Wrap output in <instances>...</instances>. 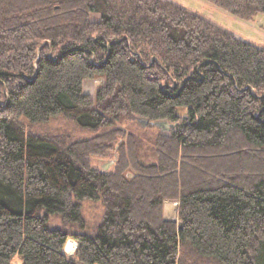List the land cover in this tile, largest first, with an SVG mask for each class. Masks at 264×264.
I'll list each match as a JSON object with an SVG mask.
<instances>
[{
    "label": "trees",
    "instance_id": "obj_1",
    "mask_svg": "<svg viewBox=\"0 0 264 264\" xmlns=\"http://www.w3.org/2000/svg\"><path fill=\"white\" fill-rule=\"evenodd\" d=\"M59 114L101 131H26ZM113 149L114 169L91 165ZM82 199L104 205L94 227ZM0 264H264V48L171 0H0Z\"/></svg>",
    "mask_w": 264,
    "mask_h": 264
},
{
    "label": "rangeland",
    "instance_id": "obj_2",
    "mask_svg": "<svg viewBox=\"0 0 264 264\" xmlns=\"http://www.w3.org/2000/svg\"><path fill=\"white\" fill-rule=\"evenodd\" d=\"M177 4H181L188 9L202 14L208 17L216 24L231 31L236 37L246 40L254 45L264 48V14L257 15L250 20L241 19L226 10L212 5L210 2L205 0H171ZM92 19H97V15L92 14ZM102 83L101 77H95L92 79L85 80L83 83V91L87 94L94 96L95 89ZM182 109H179V113H182ZM146 120L141 117H127L122 123L121 127L126 130H132L144 139H149L154 133V129L145 128L147 124ZM27 132H36L43 135H50L69 142L75 139L90 138L101 130H88L82 129L75 124V122L64 116L56 115L49 118L44 123H33L26 126ZM91 165L98 168L101 171L107 172L115 168V152L108 150L107 153L101 155L91 156ZM107 165V167H104ZM177 201L166 200L163 204V215L167 220L179 222L177 218ZM81 213L85 224L88 227H94L102 218L104 213V205L100 199H82ZM167 207V208H166ZM63 225L62 219L59 216L50 215L49 227ZM70 230H75V225H67ZM68 241H75V249L77 247V241L73 238H69ZM67 244L64 246L65 252L72 256L75 249L70 251L67 249ZM15 262H20L19 258H15Z\"/></svg>",
    "mask_w": 264,
    "mask_h": 264
},
{
    "label": "water",
    "instance_id": "obj_3",
    "mask_svg": "<svg viewBox=\"0 0 264 264\" xmlns=\"http://www.w3.org/2000/svg\"><path fill=\"white\" fill-rule=\"evenodd\" d=\"M145 122H147V121H145ZM151 123L156 125L157 127L161 128L162 130H169L170 128H173L175 126V124L169 123L168 121H165V120H157V121H154ZM104 167H107V165H105ZM178 227L179 228L182 227L181 221L178 222Z\"/></svg>",
    "mask_w": 264,
    "mask_h": 264
},
{
    "label": "bare ground",
    "instance_id": "obj_4",
    "mask_svg": "<svg viewBox=\"0 0 264 264\" xmlns=\"http://www.w3.org/2000/svg\"><path fill=\"white\" fill-rule=\"evenodd\" d=\"M75 245H76L75 241H68L67 249L70 250V251H72V250L75 249Z\"/></svg>",
    "mask_w": 264,
    "mask_h": 264
},
{
    "label": "crops",
    "instance_id": "obj_5",
    "mask_svg": "<svg viewBox=\"0 0 264 264\" xmlns=\"http://www.w3.org/2000/svg\"><path fill=\"white\" fill-rule=\"evenodd\" d=\"M181 5V4H180ZM183 6V5H182ZM185 7V6H184ZM187 8V7H186ZM195 12V11H194ZM197 13V12H196ZM202 15V14H201ZM203 16V15H202ZM205 17V16H204ZM207 19H209L208 17H206ZM209 20H211V19H209ZM212 21V20H211Z\"/></svg>",
    "mask_w": 264,
    "mask_h": 264
}]
</instances>
